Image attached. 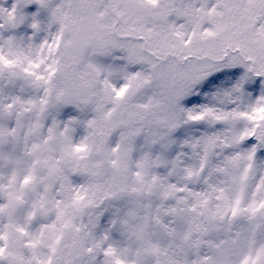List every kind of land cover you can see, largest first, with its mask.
Here are the masks:
<instances>
[{
	"label": "snow or ice",
	"instance_id": "1",
	"mask_svg": "<svg viewBox=\"0 0 264 264\" xmlns=\"http://www.w3.org/2000/svg\"><path fill=\"white\" fill-rule=\"evenodd\" d=\"M0 264H264V0H0Z\"/></svg>",
	"mask_w": 264,
	"mask_h": 264
}]
</instances>
